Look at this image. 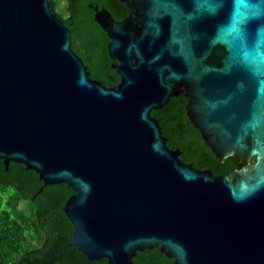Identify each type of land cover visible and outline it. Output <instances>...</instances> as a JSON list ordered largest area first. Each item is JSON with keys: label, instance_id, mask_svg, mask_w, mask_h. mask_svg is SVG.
<instances>
[{"label": "water", "instance_id": "obj_1", "mask_svg": "<svg viewBox=\"0 0 264 264\" xmlns=\"http://www.w3.org/2000/svg\"><path fill=\"white\" fill-rule=\"evenodd\" d=\"M54 1L0 0V160L72 189L66 247L264 264V0H119L121 21L95 7L115 88L90 77ZM181 94L211 153L246 166L217 176L167 147L150 114Z\"/></svg>", "mask_w": 264, "mask_h": 264}, {"label": "trees", "instance_id": "obj_2", "mask_svg": "<svg viewBox=\"0 0 264 264\" xmlns=\"http://www.w3.org/2000/svg\"><path fill=\"white\" fill-rule=\"evenodd\" d=\"M105 8L115 21L128 15L119 0H55L54 11L70 29L72 48L88 67L90 77L115 88L119 77L111 69L107 35L94 21V8ZM181 94L161 110L151 112L167 147L179 150V159L196 170L228 176L246 166V159L232 155L223 161L214 156L188 121ZM256 162L253 158L251 164ZM42 190V191H41ZM73 194L66 184L45 186L39 176L24 165L11 163L5 170L0 160V264H108L89 262L76 248L66 247L73 227L63 212ZM133 264H173L158 248L136 253Z\"/></svg>", "mask_w": 264, "mask_h": 264}]
</instances>
